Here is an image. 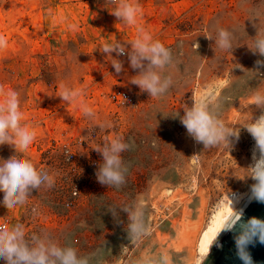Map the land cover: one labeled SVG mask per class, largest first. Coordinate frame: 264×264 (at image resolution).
I'll use <instances>...</instances> for the list:
<instances>
[{"label": "rangeland", "instance_id": "rangeland-1", "mask_svg": "<svg viewBox=\"0 0 264 264\" xmlns=\"http://www.w3.org/2000/svg\"><path fill=\"white\" fill-rule=\"evenodd\" d=\"M132 2L140 10L136 23L126 25L112 15V0H0V37L6 45L0 50V85L19 93L21 124L35 125L36 133L17 155L55 175L54 187L34 191L26 204L0 206V223H23L26 235L47 232L61 244L71 242L82 255L105 245L106 264H121L142 251L129 246L121 254L128 246L127 214L121 211L117 222L107 209L143 195L152 227L145 244L195 260L204 234L232 210L230 194L246 193L253 183L242 180L241 168L251 163L255 141L241 128L230 152L204 150L174 117L213 89L230 97L226 124L239 127L260 114L255 106L237 110L240 104L247 108L253 88L264 89V68L255 65L264 57L247 47L256 35L254 24L264 30V0ZM140 27L173 54L164 73L173 85L161 98L130 83L137 73L126 56L119 57L123 71L117 74L111 65L115 53H103L106 44L135 40ZM215 28L236 32L232 52L215 45ZM209 35L212 41L205 38ZM61 85L82 95L65 102ZM85 105L93 117L84 115ZM116 136L131 145L122 153L129 174L119 189L101 185L95 176L102 157L94 148ZM13 155L11 146H0V159Z\"/></svg>", "mask_w": 264, "mask_h": 264}, {"label": "clouds", "instance_id": "clouds-1", "mask_svg": "<svg viewBox=\"0 0 264 264\" xmlns=\"http://www.w3.org/2000/svg\"><path fill=\"white\" fill-rule=\"evenodd\" d=\"M115 4L114 15L118 21L132 25L136 23L139 4L132 0H112ZM251 15L257 10L250 9ZM250 21H256L255 19ZM256 35L251 37V47L247 46L253 55L264 57V30L257 27ZM137 38L128 43L119 41L103 46V53L112 58L111 65L118 74L123 71V63L119 59L126 56L130 67L136 71L130 83L136 85L141 92L149 97H164L173 85L172 76L165 75V69L173 63L171 49L166 48L161 42L153 41L144 28H138ZM215 45L220 50L233 51V41L237 34L234 30L215 28ZM212 41V36H205ZM3 37H0V50L5 47ZM196 46L199 47L198 43ZM256 68H264V59L255 62ZM257 72V71H253ZM60 98L65 102H73L78 99L82 92L61 85ZM0 97H5L0 103V146L9 145L15 155L8 159H0V193L3 199L0 206L12 209L17 205H24L32 196L33 192L41 188L51 189L55 185V175L45 169L38 168L30 159L22 153L17 155L18 150L27 149L34 141L36 133L35 125L21 124L22 113L20 112L19 93L15 90L5 92L0 85ZM248 105L255 106L260 110L258 116L251 114L250 119L242 126L226 124L223 115L228 110L230 97L218 93L214 89L206 92L198 100H193L191 106L185 105L183 115L178 112L174 118H179L180 123L187 130L188 135L198 144H202L204 150L226 147L229 152L239 141L240 129L244 128L255 141L252 149L251 163L247 168H241L246 172L242 180L250 178L253 183L248 191L243 194L231 193L232 214L228 216L220 232L213 243L216 248H221L219 239L222 233H231L234 257L240 264H255L251 248L257 244L264 245V219L256 216L245 217L244 207L252 202L264 204V89L253 88L247 95ZM233 107V102L231 104ZM234 108V107H233ZM252 111V110H251ZM86 117L95 114L86 105L83 106ZM110 125H100L105 127ZM131 145L120 136L110 141L98 144L94 150L102 157L95 176L101 185L119 189L126 183L129 167L122 158V153L130 150ZM193 158L198 155H193ZM243 203L244 207H237ZM108 212L119 222L120 212L127 214V224L124 231L127 236L128 246H123L121 254L129 246L141 248L142 254L135 258L122 259L121 264H204L208 257H197L195 260L187 255L173 257L165 249L157 250L145 244L151 237L152 227L147 219L146 200L143 195L138 196L130 204L119 209L110 206ZM34 215H38V209L32 208ZM212 245V246H213ZM105 245L95 249L89 254L82 255L71 242L59 243L49 233L40 232L27 234L23 223H0V260L5 264H106L104 253Z\"/></svg>", "mask_w": 264, "mask_h": 264}, {"label": "water", "instance_id": "water-1", "mask_svg": "<svg viewBox=\"0 0 264 264\" xmlns=\"http://www.w3.org/2000/svg\"><path fill=\"white\" fill-rule=\"evenodd\" d=\"M240 207H244L243 203ZM245 217L256 216L264 219V204L252 202L244 207ZM222 244L221 248L212 247L208 258L204 264H240L234 257V246L231 233H223L219 238ZM255 264H264V245L257 244L250 249Z\"/></svg>", "mask_w": 264, "mask_h": 264}, {"label": "bare ground", "instance_id": "bare-ground-1", "mask_svg": "<svg viewBox=\"0 0 264 264\" xmlns=\"http://www.w3.org/2000/svg\"><path fill=\"white\" fill-rule=\"evenodd\" d=\"M241 205H242V203L240 205H238L237 207H240ZM231 214H232V210L230 211L228 216H230ZM224 220L219 222V224H217L215 227L211 228L209 231H207L204 234V236L202 237V239L199 242L197 257H201V258L207 257L210 254L211 249L214 246L213 243L217 237V234L221 230V226H222ZM221 235H220V237H221Z\"/></svg>", "mask_w": 264, "mask_h": 264}, {"label": "built area", "instance_id": "built-area-1", "mask_svg": "<svg viewBox=\"0 0 264 264\" xmlns=\"http://www.w3.org/2000/svg\"><path fill=\"white\" fill-rule=\"evenodd\" d=\"M119 96H120L121 98L129 99V96H128L127 94H125V93H119ZM119 96H118V97H119ZM1 223H6V222L4 221V222H1Z\"/></svg>", "mask_w": 264, "mask_h": 264}]
</instances>
